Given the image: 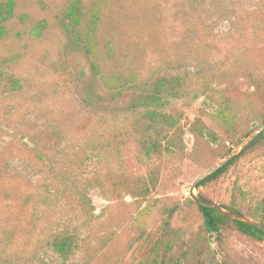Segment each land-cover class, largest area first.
<instances>
[{
    "label": "rangeland",
    "instance_id": "374dc122",
    "mask_svg": "<svg viewBox=\"0 0 264 264\" xmlns=\"http://www.w3.org/2000/svg\"><path fill=\"white\" fill-rule=\"evenodd\" d=\"M80 1L85 14L100 0H16L15 16L6 24L8 34L0 42V67H16L29 77V93L26 103H21L6 80L0 83V100L8 98L12 106H19L20 110L12 113L33 127L61 128L65 134L54 144L67 149L65 154H73L81 138L71 131L78 109L59 97L51 87L52 77L42 72L71 70L82 80L77 88L78 99H93L96 93L101 96L94 99L89 110L107 121L103 123L104 131L113 132L114 124L123 126L134 106L156 105L162 111L177 108L184 113L186 151L162 162L139 157L128 148L109 161L96 155L86 163L80 179H91L102 161L101 167L110 162L119 171L131 169L143 174L156 170L159 187L145 202L130 197L116 199L99 179L89 191L90 220L68 215L66 208L49 227L52 233L61 230L74 237L79 248L64 259L46 247L47 240L41 244L34 240L41 246L26 252L17 264H81L80 242L92 231L108 241L104 249L95 250L94 264H155L163 258L167 228L170 237L178 238L171 258L179 259L186 251L184 264H264V241L241 234L231 224L219 234H207L198 207L189 196L195 179L247 140L264 119V106L239 103L237 131L228 133L219 118L222 95L200 94L201 82L223 64L234 65L237 59L245 61L248 54L264 51V0H109L102 31L104 38L116 39L117 55L114 62L103 66V71L136 78L135 84L116 95H105L93 83L91 65L83 51L52 31L57 18ZM23 15L30 16L29 24L21 21ZM41 20L48 21L51 28L38 44L30 40L28 31ZM239 80L244 84L239 88L247 91L245 79ZM197 119L216 134L217 141L191 134L189 129ZM249 130L252 132L243 138ZM42 137L43 133L36 140ZM64 156L57 151L54 162ZM195 193L221 206L235 204L241 215L249 218L247 214L264 198V142L241 157L219 180Z\"/></svg>",
    "mask_w": 264,
    "mask_h": 264
},
{
    "label": "trees",
    "instance_id": "16d2710c",
    "mask_svg": "<svg viewBox=\"0 0 264 264\" xmlns=\"http://www.w3.org/2000/svg\"><path fill=\"white\" fill-rule=\"evenodd\" d=\"M38 3L45 8L44 3ZM109 6V0H100L93 3L88 13L84 14L83 3H73L66 14L57 18L52 31L63 36L69 45L80 48L90 62L93 83L100 86L105 95H116L135 84L136 78L123 72L103 71V66L114 62L117 55L116 39L104 38L102 31ZM16 8V0H0V42L8 34L6 24L14 18ZM29 19V15H23L21 21L29 24ZM50 28L48 21L41 20L29 28L28 37L31 41L42 44L40 41ZM40 70L42 71L41 67ZM42 72L52 77L51 87L59 97L71 108L78 109L75 120L71 123V131L81 138L73 154L70 151L65 154L67 149H59L58 143L54 144L61 141L65 134L61 128L33 127L30 122L27 124L24 118L12 113L14 110L19 111V106H12L8 98L0 100V104L4 103L0 107V264H8L9 260L12 264H17L26 252L37 250L41 245H36L34 240L40 244L47 240V248L64 259L69 258L79 248L74 237L63 234L61 230L54 229L52 233L49 227L54 225L56 217L64 213L66 208L69 210L68 215L90 220L92 203L89 191L99 179L116 199L130 197L145 202L159 187V173L156 170L143 174L131 169L119 171L110 162L101 167L102 161H99L100 167L91 179H80L86 163L96 155L100 154L97 159L106 158L109 161L128 148L133 149L139 157L162 162L167 157L182 156L186 151V130L182 125L184 113L179 109L162 111L156 105L134 106L124 118L123 126L117 127L114 124V131L106 132L103 130V123L107 121L89 110L95 103L94 99L101 97L99 93L93 99H78L77 88L82 81L78 73L71 70ZM240 77L246 81L245 92L239 88ZM84 79H88V74ZM6 80H9L11 92L22 99L21 103H26L29 77L19 73L16 67H0V83ZM200 94L204 97L222 95L218 101L219 118L223 121L226 132L236 133L239 103L252 102L264 106V51L248 54L245 61L237 59L234 65L223 64L215 74L201 82ZM231 96L235 98L231 99ZM156 100L154 97L152 102L155 103ZM260 124L264 125V119ZM189 130L197 137L208 136L213 141L218 140L215 133L208 131L202 119H197ZM251 132L247 131L243 138ZM41 133L45 138L37 141L36 138ZM263 142L264 132L223 169L201 182L197 189L219 180L241 157ZM57 151L65 156L61 161L54 162ZM199 197L212 202L201 195ZM197 207L207 234H219L223 227L231 224L241 234L258 242L264 241V232L252 225L230 219L209 208ZM223 208L241 215L240 208L235 204L224 205ZM247 215L251 220L264 224V198ZM165 238L163 258L160 262L156 260L155 264H184L188 254L186 251L179 259L171 258L178 238L170 237V228H167ZM107 242L105 237H100L95 231L89 233L80 242L83 254L81 264H94L97 258L95 250L104 249Z\"/></svg>",
    "mask_w": 264,
    "mask_h": 264
},
{
    "label": "water",
    "instance_id": "95a60500",
    "mask_svg": "<svg viewBox=\"0 0 264 264\" xmlns=\"http://www.w3.org/2000/svg\"><path fill=\"white\" fill-rule=\"evenodd\" d=\"M263 132H264V125L257 127L247 140L243 141L236 148H234L230 154H228L226 157L223 158L221 162L217 163L216 165H214L213 167L202 173L200 176H198L193 182L189 192L190 199L197 205L204 208L212 209L230 219L248 223L262 232H264V224L259 223L257 221H253L250 218H246L242 215L226 211L223 208V206L207 201L196 195L195 192L201 182L215 175L217 172L223 169L227 164H229L233 159H235L243 150H245L248 146H250Z\"/></svg>",
    "mask_w": 264,
    "mask_h": 264
}]
</instances>
